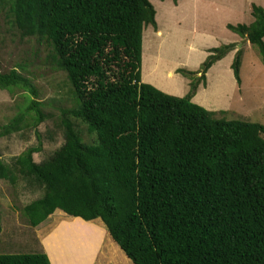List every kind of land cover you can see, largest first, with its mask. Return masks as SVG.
I'll return each instance as SVG.
<instances>
[{"label": "trees", "instance_id": "obj_1", "mask_svg": "<svg viewBox=\"0 0 264 264\" xmlns=\"http://www.w3.org/2000/svg\"><path fill=\"white\" fill-rule=\"evenodd\" d=\"M0 5L21 38L49 47L53 69L65 74L74 98L60 112L63 144L50 157L34 162L35 132L37 147L11 164L0 160V180L20 178L41 192L22 208L30 227L55 213L100 219L133 264H264V126L226 120L192 102L205 73L235 49L231 69L240 84L243 50L236 43L210 49L195 72L179 69L199 76L175 97L142 81L143 27L156 29L150 0ZM251 16L249 24L226 28L256 47L264 64V9L252 4ZM25 72L20 64L0 71V90L36 96ZM40 108L31 100L0 128V138L22 129L31 111L37 128L45 121ZM77 123L94 143L83 142ZM69 221L59 239L86 237L91 248L104 241L88 223ZM0 264L50 262L43 253H18L0 254Z\"/></svg>", "mask_w": 264, "mask_h": 264}, {"label": "rangeland", "instance_id": "obj_2", "mask_svg": "<svg viewBox=\"0 0 264 264\" xmlns=\"http://www.w3.org/2000/svg\"><path fill=\"white\" fill-rule=\"evenodd\" d=\"M150 2L155 10L156 29L150 25L143 27L142 81L169 95L183 97L199 74L188 76L179 69L195 72L210 49L236 43V48L243 50L240 84L236 83L231 69L235 49L205 73V84L201 82L197 86L192 102L217 117L224 115L226 120L264 126V64L261 56L256 47L226 28L227 24L252 22L251 5L264 9V0ZM48 52L49 47L44 42L33 37L21 38L0 5V71L18 70L19 64L24 66V74L31 79L36 90V96L23 91L0 90V128L24 111L31 100L41 104L45 116V121L35 128L32 126L34 112L31 111L21 123L22 129L0 138V160L5 164L13 163L24 150L37 147L39 143L40 151L33 154V160L40 163L63 144L62 130L58 125L60 112L73 107L74 98L65 74L53 69ZM169 70L173 76H168ZM221 111L224 113L219 115ZM77 125L84 143L95 141L83 124ZM35 132L39 135V143ZM30 187L20 178L15 184L0 180V254L47 255L42 241L51 232L62 244L59 231H55L62 214L51 215L35 228L30 227L22 215V208L41 194ZM96 222L103 225L100 219ZM101 244L103 255L96 264H133L110 236L105 235ZM112 249H115L114 254Z\"/></svg>", "mask_w": 264, "mask_h": 264}, {"label": "crops", "instance_id": "obj_3", "mask_svg": "<svg viewBox=\"0 0 264 264\" xmlns=\"http://www.w3.org/2000/svg\"><path fill=\"white\" fill-rule=\"evenodd\" d=\"M168 76H173L172 70L168 71ZM58 219L60 225L58 229H55L56 232H60L62 231V229H65L64 223L71 224L72 222L69 220L76 219L77 221H79L78 223H88L89 228H93L94 230L103 233V235L109 236L107 231L103 229L104 225L98 224L96 222L97 219L92 221H84L80 218L69 216L67 219L61 217H58ZM42 243L46 248L45 253L48 256L50 264H96V260L99 256H101L100 253L102 252V244L100 242L99 245L91 248L86 237L78 238L76 236L75 238L67 237L62 239V244H60V242L54 237L53 232L46 234V237L44 238V241H42ZM112 250V254H114L115 249Z\"/></svg>", "mask_w": 264, "mask_h": 264}, {"label": "bare ground", "instance_id": "obj_4", "mask_svg": "<svg viewBox=\"0 0 264 264\" xmlns=\"http://www.w3.org/2000/svg\"><path fill=\"white\" fill-rule=\"evenodd\" d=\"M72 222V221H71Z\"/></svg>", "mask_w": 264, "mask_h": 264}]
</instances>
